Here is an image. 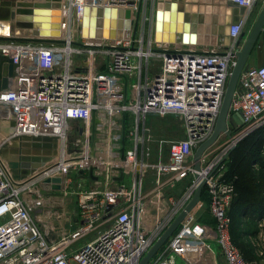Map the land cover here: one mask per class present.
Returning a JSON list of instances; mask_svg holds the SVG:
<instances>
[{
  "label": "built area",
  "instance_id": "1",
  "mask_svg": "<svg viewBox=\"0 0 264 264\" xmlns=\"http://www.w3.org/2000/svg\"><path fill=\"white\" fill-rule=\"evenodd\" d=\"M160 1L61 0L65 43L0 40V61L15 64L13 82L0 90V109L13 119L14 130L0 139V148L16 135L58 138L55 157L24 179L13 178L0 154V264H140L201 181L205 196L146 264H264V218L247 239L256 258L247 259L232 239L236 191L226 177V160L239 139L264 124V64L240 74L229 116L240 113L243 124L235 129L228 123L224 138L201 155L199 170L194 160L196 148L215 129L241 48L237 40L264 0H231L247 14L229 24L231 41L224 48L155 40ZM87 5L130 9L135 31L123 39L83 38L76 46ZM149 115L176 117L184 137L154 138ZM92 164L96 179L89 176ZM122 164L128 185L114 181ZM71 170L77 173V219L50 239L34 210L74 187ZM53 176L62 178L60 191L43 182Z\"/></svg>",
  "mask_w": 264,
  "mask_h": 264
},
{
  "label": "water",
  "instance_id": "2",
  "mask_svg": "<svg viewBox=\"0 0 264 264\" xmlns=\"http://www.w3.org/2000/svg\"><path fill=\"white\" fill-rule=\"evenodd\" d=\"M61 0H43L35 1L28 4L27 7H20L15 13L10 16L12 20H16V27L29 28L30 31H24L26 35H19L22 32L16 33L15 26L8 24L5 29H0V40L14 41H33L41 43H65V40L60 36L63 32ZM165 3L170 6V10L158 9L155 17V40L175 42L182 41L184 43H196L198 41L197 31L194 29L192 21L186 20V13L183 8H180L176 2ZM228 6L233 8L232 24H237L243 17L245 7L237 2L228 0ZM180 8V9H179ZM169 17L165 16L167 13ZM103 15L102 17L100 15ZM131 10L116 7H97L85 6L81 22L79 23L78 35L80 38H104V39H123L128 38L129 33L134 29L135 23L131 17ZM169 18V19H168ZM169 21V23L167 22ZM64 22V18H63ZM182 22L178 28L176 23ZM264 27V3L262 4L251 29L247 32L244 30L237 40V45L240 50L237 53V58L233 65L231 74L226 86L225 95L218 116V120L212 135L202 142L195 150L194 160L196 169H200V158L203 152L212 146L219 138L222 132L228 133V123H236L235 129H238L243 124V118L240 113H233L229 116L230 105L234 93L238 86L240 74L247 64L251 51L258 39L260 32ZM191 30H193L191 32ZM179 37V38H178ZM77 44H82L75 42ZM10 65L7 72L0 76V90L6 89L9 86V77L14 75L15 64L12 59H9ZM73 123L77 124L78 120L73 119ZM95 123V120H94ZM95 131V128H93ZM124 143V140H123ZM25 147V148H24ZM58 138L52 136H28L16 135L11 138L10 142H5L0 148V154L8 161L9 167L15 180L24 179L34 175V172L48 162H50L57 154ZM121 160L124 159V148L121 149ZM93 164L89 168V176L92 179L97 177L93 173ZM121 175L117 180H121L124 173L123 164L119 168ZM80 175H84V170H80ZM62 178L60 176L47 177L43 180L44 183L52 182V188L60 191L62 189ZM204 181H201L197 187L194 198L186 206V208L175 218L167 230L155 242L152 248L142 258L140 264H146L156 253V251L165 243L169 236L178 227L180 222L200 200L204 186Z\"/></svg>",
  "mask_w": 264,
  "mask_h": 264
},
{
  "label": "trees",
  "instance_id": "3",
  "mask_svg": "<svg viewBox=\"0 0 264 264\" xmlns=\"http://www.w3.org/2000/svg\"><path fill=\"white\" fill-rule=\"evenodd\" d=\"M226 164V177L236 191L230 209L232 239L247 259H253L254 250L245 238L257 232V222L264 218V124L238 142Z\"/></svg>",
  "mask_w": 264,
  "mask_h": 264
},
{
  "label": "crops",
  "instance_id": "4",
  "mask_svg": "<svg viewBox=\"0 0 264 264\" xmlns=\"http://www.w3.org/2000/svg\"><path fill=\"white\" fill-rule=\"evenodd\" d=\"M35 1H43V0H14V1L13 0H0V29L1 30L5 29L6 26H8V24H9L10 27H12V25L15 26L16 33L22 32L19 35H24V34L26 35V33H24V31L29 32L30 29L29 28L18 29L16 27V20H12L10 18V16L14 13L16 15H19V14H17V10L20 7H27L28 4H30L31 2H35ZM214 1H216V2L222 1L223 3H225V5H224L225 20L223 21V20H219L218 18H212L211 19L212 21L208 20L205 22V24L203 23V25L201 24L202 22L198 24V28H196L197 30L196 29L195 30L200 33V36H199L200 39H199V41H197V43L202 48H204V47H223L224 48V47H227L231 41L227 36V32H228L229 24L232 21L233 8L231 6H228L226 4L225 0H214ZM262 4H263V2H262ZM192 5H195V3H192ZM195 6H197V4ZM195 6L192 8H196ZM205 7L206 6H204V8ZM206 8H208V10L211 8L209 10L210 16L221 15L222 11L219 9L218 5L213 4V5H209V7L207 6ZM253 10H254V8H253ZM253 10L250 13L249 22H252V20H254L256 18L255 16H257V14L254 15ZM246 14H247V10L245 9L243 16ZM200 25H202V27H200ZM225 27H227L226 30L224 29ZM154 30H155V23H154ZM65 37H66V32L63 31L60 38L65 40ZM154 38H155V31H154ZM74 39H75V42H78V43H82V40H83V38L79 37L78 33L75 34ZM75 42H74V44L76 46H80V44H77ZM45 44H53V43H45ZM55 44H58V43H55ZM61 44L59 43V45H61ZM262 64H264V27L258 36V39H257V41H256V43H255V45L251 51L250 57H249L245 67L260 66ZM9 65H10V62L8 60L1 59V61H0V76L3 75L5 72H7ZM11 77H9V83H10V80L13 82ZM148 124H149V126H151L150 125L151 123H149V121H148ZM13 130H14L13 119L11 117L9 118L7 113L5 111H3L2 109H0V139L3 140L4 138H8L12 134ZM10 141H8V142H10ZM120 175H121V171H120L119 175L114 177V181L118 185L126 183V181H125L126 179H123V177L121 180L116 179ZM76 179H77V177H76ZM76 179L74 180V184H73L74 188L77 186V183L75 182ZM126 184L128 185L129 181ZM62 210H60L62 212L61 213L62 215H59V216L54 215L51 225H47V227L45 229V230L50 232V235H49L50 239H57L62 234H64L65 231H68L70 229V228L67 229L68 227L66 225V221H65V217H64V215L67 214V209L63 207ZM76 219H77V216L75 214L74 221Z\"/></svg>",
  "mask_w": 264,
  "mask_h": 264
},
{
  "label": "rangeland",
  "instance_id": "5",
  "mask_svg": "<svg viewBox=\"0 0 264 264\" xmlns=\"http://www.w3.org/2000/svg\"><path fill=\"white\" fill-rule=\"evenodd\" d=\"M160 2L157 6V10L159 9ZM187 3L189 4V2H186V4ZM180 4L182 5V3H180ZM181 5H180V8H181ZM261 5H262L261 1H259L256 4V6L254 7V10H253L254 15L258 14V11L260 10ZM189 7H190V5H189ZM182 8L184 9V7H182ZM191 8H192V6H191ZM208 20L212 21L211 18L210 19L208 18V19L203 20V22L201 24L202 25H203V23L205 24V22ZM254 20H252V22H249L248 25L245 27V30L247 32L251 29V26L254 23ZM202 25H200V27H202ZM74 27H76L75 24H74ZM78 27H79V25H78ZM78 29L79 28H77L76 33L78 32ZM140 30H141V25L139 26V34H140ZM148 121H149V123H151L150 124L151 128H152L151 133H152L153 137L156 139H165L166 140L165 142H167V140L181 139L184 137V132H183V129L181 126V122L174 116L159 117V116L149 115ZM233 126L236 127L235 122H233V124H231V128H233ZM125 133H127V129L125 130ZM107 134H108V132L105 133L106 136H107ZM223 138H224V135L221 134L218 141L222 140ZM73 139H75V138L72 137V140ZM240 140L241 139H239V141ZM238 142H237V144H238ZM70 151L73 153L74 151H76V149H72ZM94 152H95V150H94ZM98 152H99V149L96 148L95 155H97ZM152 155L154 157L157 156L156 154H152ZM167 155H168V152L166 150V145H165V148H163V157H166ZM153 160H155V159H153ZM69 175L70 176L72 175L71 177L73 178V181L77 177V173L74 170H71ZM125 181H126V183H128V181H129L128 176H126ZM61 207L62 208L64 207L67 209V214L64 215L66 225L68 227L67 229L73 228V219L75 217V214H76V216L78 214L77 205H76V192L74 191V187L72 189H69L67 194L66 193L65 194H62V193L59 194L58 198H56V200L53 201L52 203H50V204L48 203L45 207H39V208H36L34 210V216L37 219L38 223L40 224V226L42 227L43 230L46 229L47 225H51L54 215L55 216L62 215V214H59L60 213L59 210H62ZM203 216L206 220H210V216H209L208 212H206L205 210H203ZM257 231H258V222H257ZM255 234H257V232ZM255 234H250V235H255ZM92 236H94V234L91 235V237ZM245 239L247 240L248 236ZM84 241L85 240L81 241L80 243H84ZM212 244L214 246V241L212 242ZM215 249L218 250L216 247H215ZM187 258L188 259H190V258L194 259V255H188Z\"/></svg>",
  "mask_w": 264,
  "mask_h": 264
},
{
  "label": "bare ground",
  "instance_id": "6",
  "mask_svg": "<svg viewBox=\"0 0 264 264\" xmlns=\"http://www.w3.org/2000/svg\"><path fill=\"white\" fill-rule=\"evenodd\" d=\"M166 1H168V2H170L169 4H171V2H176V3H178V5L180 6L181 4L180 3H182V5H181V8L182 7H185L184 9H186L185 10V13H186V20H188V21H192L193 22V24H195L194 25V29H196V28H198V24L199 23H201V22H203V20H205V19H212V18H218L219 20H225V13H224V5H225V3H223L222 1L221 2H216V1H214V0H162L161 2H160V5H159V9H161V10H165V9H167V10H170V6L169 5H167L166 7L164 6L165 5V3H166ZM186 2H189V4L187 3L186 4ZM191 2V3H190ZM192 3H195V5L197 4V6H195V5H192ZM218 5L219 6V9L222 11L221 12V15H218V16H215V15H212V16H210V14H209V10L212 8H210L209 10H208V8H206L207 6L209 7V5ZM184 5V6H183ZM189 5H190V7H189ZM191 6L192 7H196V8H192L191 9ZM204 6H206L205 8H204ZM216 7V6H215ZM180 9V8H179ZM191 9V10H190ZM213 10V9H212ZM216 12V11H215ZM214 13V12H213ZM217 13V12H216ZM169 12L165 15V16H167V17H169ZM101 17L103 16L102 14L100 15ZM169 19V18H168ZM81 22V21H80ZM79 22V23H80ZM168 23H169V21H167ZM62 24H63V17H62ZM181 26V30L180 31H182V22H180V23H176V26H177V28H178V26ZM226 28L227 27H225L224 29L226 30ZM197 30V29H196ZM193 30H191V32H192ZM197 34H198V41H199V39H200V33L197 31ZM163 41H166V40H163ZM170 41V40H169ZM175 41H177L176 39H175ZM6 124V123H5ZM6 126V125H5ZM51 200H52V202L56 199V198H50Z\"/></svg>",
  "mask_w": 264,
  "mask_h": 264
}]
</instances>
